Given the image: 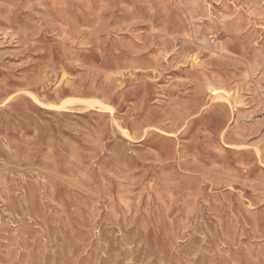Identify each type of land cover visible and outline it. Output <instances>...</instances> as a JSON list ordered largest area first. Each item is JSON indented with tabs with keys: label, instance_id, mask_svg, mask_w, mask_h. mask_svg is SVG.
Masks as SVG:
<instances>
[{
	"label": "rangeland",
	"instance_id": "374dc122",
	"mask_svg": "<svg viewBox=\"0 0 264 264\" xmlns=\"http://www.w3.org/2000/svg\"><path fill=\"white\" fill-rule=\"evenodd\" d=\"M0 264H264V0H0Z\"/></svg>",
	"mask_w": 264,
	"mask_h": 264
},
{
	"label": "bare ground",
	"instance_id": "6f19581e",
	"mask_svg": "<svg viewBox=\"0 0 264 264\" xmlns=\"http://www.w3.org/2000/svg\"><path fill=\"white\" fill-rule=\"evenodd\" d=\"M192 7V6H191ZM196 8V7H195ZM193 10V9H192ZM212 20V19H211ZM237 24V23H236ZM160 49V48H159ZM163 49V48H162ZM225 50V49H224ZM163 51V50H162ZM186 53V52H185ZM194 57V56H193ZM157 59V58H156ZM213 60V59H212ZM216 60V59H215ZM214 61V60H213ZM215 63V62H214ZM212 92H214V94L216 93V92H218V90L217 89H213L212 90ZM149 131V130H148ZM85 133V132H84ZM51 148V147H50ZM177 151V150H176ZM75 154V153H74ZM55 156V155H54ZM48 158V157H47ZM116 163V162H115ZM116 166V165H115ZM122 166V165H121ZM124 167V166H123ZM125 168V167H124ZM77 184V183H76ZM84 187V186H83ZM54 259V258H53Z\"/></svg>",
	"mask_w": 264,
	"mask_h": 264
}]
</instances>
